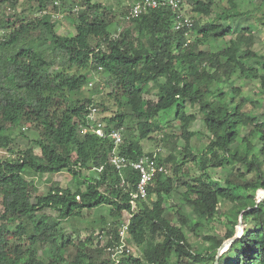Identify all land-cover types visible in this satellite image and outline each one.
Wrapping results in <instances>:
<instances>
[{"label":"trees","instance_id":"16d2710c","mask_svg":"<svg viewBox=\"0 0 264 264\" xmlns=\"http://www.w3.org/2000/svg\"><path fill=\"white\" fill-rule=\"evenodd\" d=\"M35 1L30 16L16 11L20 0H0V7L12 11L0 17V29H5L0 34V147L8 153L0 157V264H113L105 248L113 240L104 245L93 233L75 241L60 228L62 220L81 218L85 210L100 205L110 207L113 218L108 226L101 216L100 232L113 234L116 242L118 226L113 225L128 221L131 243L142 248L139 255L124 254L122 264H171L170 259L177 264H215L220 246L236 235L240 218L246 225L243 234L218 264H264V198L257 201V193L264 190V115L245 110L249 98L231 84L236 75L264 83V73L249 63L260 58L257 64L264 68V55L252 51L254 37L245 32L249 28L235 32L227 22L250 14L241 9L243 0H227V6L217 0H190L196 18L190 43L184 31L173 29L169 8L130 19L113 34L108 6L61 0V7L65 1L75 4L70 13L79 8L75 33L67 35L57 32L59 19L45 13L47 0ZM52 1L50 9L57 11ZM34 41H40L38 49L31 47ZM97 72L107 75L106 86L93 83ZM154 91L156 100L146 98ZM108 99L119 110L105 116L111 109ZM188 103L203 114L208 132V144L199 156L191 142L197 114L187 112ZM93 106L107 134L122 130L119 145L110 135L101 137L91 129L96 125L88 118ZM170 112L182 122L181 135L157 134L161 114ZM28 123L35 124L40 138L25 149L12 146L7 132ZM181 139L184 159L179 162ZM144 140L153 141L154 148L146 151ZM166 148L167 156L162 152ZM114 149L132 159L156 154L157 162L167 167V173L156 175L146 198L133 200L139 173L133 167L117 170L110 162ZM190 161L196 162L199 173L184 169ZM212 168L230 171L222 180L213 177ZM62 171L71 174L69 185L54 183L38 194L32 176ZM176 182L198 217L193 232L215 215L222 201L231 204V227L223 239L204 236L210 242L206 254L193 247L182 227L187 218L180 216L177 225L176 215L166 212ZM23 238L26 242L19 240ZM48 247L51 253L45 261L39 254Z\"/></svg>","mask_w":264,"mask_h":264},{"label":"rangeland","instance_id":"374dc122","mask_svg":"<svg viewBox=\"0 0 264 264\" xmlns=\"http://www.w3.org/2000/svg\"><path fill=\"white\" fill-rule=\"evenodd\" d=\"M50 1L53 3L52 0H47V6L51 10ZM61 1V0H60ZM94 2L102 3L105 6L110 8V17L113 19L114 23L111 24L110 30L113 31V34L119 33L120 29L124 28V26L129 23V20L126 19V14L130 9L131 5L134 3L135 0H93ZM208 1V0H206ZM218 2L222 3L223 5L228 4L227 0H217ZM251 0H243L241 1V9L244 11L249 12V15H243L237 18H232L227 22H230L235 32L240 31L243 27H248L245 32L251 34L254 37V41L252 43V51L258 54L264 55V0H255L254 3L250 2ZM62 2V1H61ZM188 11L193 16V12L191 10V1L187 0ZM36 4L35 0H20L19 5L17 6L16 11L19 13L23 10L31 16L32 8ZM258 5V9H256L255 5ZM75 5L72 4V1H65L63 4V14L64 16L59 19L57 22V32L60 34H67L73 35L75 33L74 30V17L75 13H70V8ZM9 7L1 6L0 7V17L5 18L7 14L12 11L8 10ZM15 14V13H14ZM12 15V14H11ZM35 16V14H33ZM196 19V18H195ZM5 29H0V34L4 32ZM232 36H227L226 39H230ZM40 41H34L30 45L34 49H38ZM261 60L260 58H252L250 60V64L253 66H257L261 69V73H264V68L261 65H258L257 62ZM106 77L107 75L102 72H97L95 74V79L93 83L102 82L106 86ZM101 85L103 88L104 85ZM231 84L236 87H240L243 95L247 96L249 99L245 102L244 109L249 110L252 113L262 116L264 115V83L260 79H246L240 78L237 75L232 77ZM91 86H87L84 88L86 95H90L92 93ZM229 90V87H227ZM108 89H105L104 95H106ZM156 91L153 92L152 95H147L146 98L151 100H156L155 98ZM239 99V97H237ZM110 103V110L103 112V115H111L116 113L119 109L117 106L113 105V101L107 100ZM187 112H194L197 114V119L192 123L191 130L194 131V135L192 136V148L193 152L198 156L201 155V151L206 147L208 144V132L203 121V114L199 112L198 107H191L190 103L187 106ZM156 119V118H155ZM161 130L157 131V134H166L167 132H172L177 135H181L182 133V122L178 119L174 112L170 113H162L161 114ZM250 130V127L245 128L243 133L247 134ZM9 138L12 139V146L18 148H28L32 146V141L39 139L40 135L38 129L36 128L35 124L28 123L23 125L22 127H17L9 130L7 132ZM1 142V141H0ZM144 148L146 151H150L154 148V142L150 140H144L143 142ZM185 143L184 140L181 139L179 142L178 150L176 154L178 155L179 162H182L184 159V155L180 152ZM36 152L39 154L40 150L37 148ZM162 152L165 156L168 155L169 149H162ZM8 156V153L5 148L0 147V157L4 158ZM189 168L190 174L194 175L199 173V168L195 161H190L184 169ZM230 168L225 169H210V172L213 174L214 178H221L222 180L225 176L229 173ZM83 173L88 175L92 174L89 170H83ZM37 187H38V194L46 192L49 187L54 184L58 183L61 186H67L72 180V176L68 171H62L59 173H46L38 176H32ZM176 189L173 191L170 198L165 203L166 212H173L176 215L174 223L180 225L179 217L183 216L187 218L189 223L182 225L186 234L195 249H199L200 252L206 254L207 248L210 246V242H207L204 239L205 235H214L220 239L225 237L227 229L231 227L230 218L227 216V210L231 207V204L227 201H222L218 207L216 208L215 215L208 220H204L202 226L198 228L196 231H192L191 228L193 223H195L198 219L196 213L194 212V208L186 203L183 192L184 189L176 182L175 185ZM264 190H260L257 193V201H260L264 198L263 196ZM263 196V197H262ZM152 199L155 200L156 196L153 195ZM109 209L107 205H100L92 210H85L83 216L81 218L76 219H65L62 220V224L60 226L61 230L67 234L71 235L75 241L79 239L84 240L86 237L90 236L93 233H97L100 231V226L102 225L101 216H105L107 222L112 221L113 218L109 216ZM45 212H50L49 209H45ZM245 224L239 223L237 226L236 234L239 232V228L242 227L243 231L245 228ZM13 229L15 227H12ZM16 240V239H15ZM20 241L26 242L25 238L19 239ZM97 240V239H95ZM14 241V239H13ZM227 241V240H226ZM105 242V241H104ZM131 248V252L134 254H141L142 248L136 247L133 243H129ZM51 247H48L46 250L41 251L40 258L45 261H48V258L51 253ZM171 264H177V259H170ZM203 264V263H201ZM208 264H211L208 263Z\"/></svg>","mask_w":264,"mask_h":264},{"label":"built area","instance_id":"2783aa9c","mask_svg":"<svg viewBox=\"0 0 264 264\" xmlns=\"http://www.w3.org/2000/svg\"><path fill=\"white\" fill-rule=\"evenodd\" d=\"M55 4L59 6L57 11L46 10L45 13L51 14L53 18L61 19L64 16L61 1L56 0ZM187 5V0H135L126 15V19L130 20L139 17L141 14L152 9L169 8L173 14V29L177 31H184L186 43H190L192 41L191 30L195 25V18L191 15V13H189ZM78 9L79 8L77 6H74L72 8V12L76 13L78 12ZM90 85H92V83H90ZM97 114L98 108L95 106L91 107L88 118L96 123L95 127L92 126L91 129L101 137L110 135L115 144L119 145L123 141L122 130L113 129L109 132V134H107L104 130V123L99 120V116ZM84 131H87V128H85ZM110 162L119 171L126 167H133L138 171L139 179L136 184V190L133 194V200L137 198H146L148 196L150 185L155 182L156 175L160 172L167 173L168 171L165 165H161L157 162L156 154L153 157L143 155L138 159H132L128 156L120 154L117 149H114L110 155ZM121 186H124V181L121 183ZM112 222L113 220L107 222V225L112 226ZM113 227H117L118 229V241L116 242L113 234L98 231L96 235L99 240L103 241L104 245L108 243L109 239L113 240L114 243L105 245V248L107 251L112 253L111 257L113 264H122V256L131 251L129 246V243L131 242L129 222L120 220V224H115Z\"/></svg>","mask_w":264,"mask_h":264},{"label":"water","instance_id":"95a60500","mask_svg":"<svg viewBox=\"0 0 264 264\" xmlns=\"http://www.w3.org/2000/svg\"><path fill=\"white\" fill-rule=\"evenodd\" d=\"M264 196V194H263ZM262 196V197H263ZM261 201V200H260ZM258 201V202H260ZM240 223H242V218H240ZM243 234V228L240 227L239 228V232L233 237V238H230L228 239L227 241H224L223 244L220 246V248L218 249V254H217V257H216V263L215 264H218L219 262V259L221 257V255L231 246V244L237 240L239 237H241V235ZM227 247V249H226Z\"/></svg>","mask_w":264,"mask_h":264},{"label":"bare ground","instance_id":"6f19581e","mask_svg":"<svg viewBox=\"0 0 264 264\" xmlns=\"http://www.w3.org/2000/svg\"><path fill=\"white\" fill-rule=\"evenodd\" d=\"M227 248V247H226Z\"/></svg>","mask_w":264,"mask_h":264}]
</instances>
